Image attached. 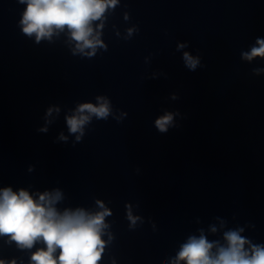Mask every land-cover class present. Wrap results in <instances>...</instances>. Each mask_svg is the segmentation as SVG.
Listing matches in <instances>:
<instances>
[{
	"label": "clouds",
	"instance_id": "clouds-1",
	"mask_svg": "<svg viewBox=\"0 0 264 264\" xmlns=\"http://www.w3.org/2000/svg\"><path fill=\"white\" fill-rule=\"evenodd\" d=\"M26 4L20 24L27 36H35L37 42L50 39L54 33L67 28L71 40L75 41L76 52L88 56L95 55L97 46L104 47L99 31L94 30L93 22L100 21L107 9L114 8L118 0H19ZM98 28L103 25H98ZM133 29L128 30L131 36ZM257 46L249 52L242 53V58L251 61L256 57L264 58V39H257ZM185 45L180 44L178 48ZM86 49L90 51L85 52ZM185 66L194 71L200 64L198 57L184 52ZM261 71L260 69L256 70ZM175 99V96L173 97ZM98 104H79L74 113L66 117L69 132L79 141L84 134V127L92 117L106 120L111 114L109 101L97 97ZM49 108L47 114L51 115ZM56 111H59L56 109ZM173 123V114L166 113L155 121L156 128L167 132ZM47 129H40L46 131ZM60 139L67 137L61 135ZM62 199L60 191L44 192L34 199L28 191L21 189L14 192L12 188L0 189V236H8L22 249H31L42 242L45 247L37 249L31 255V264H99L106 241L102 239L108 227L105 217L111 215L103 203L97 201L101 211L90 213L82 208L65 209L60 212L55 207ZM129 220L134 225L138 217L131 212ZM215 231V229H212ZM226 246L209 242L201 234L191 236L181 246L174 264H264V245H253L240 235V230L224 234ZM249 245V247H245ZM57 251L59 254L57 255ZM0 264L5 261L0 260ZM10 264H15L11 261Z\"/></svg>",
	"mask_w": 264,
	"mask_h": 264
}]
</instances>
